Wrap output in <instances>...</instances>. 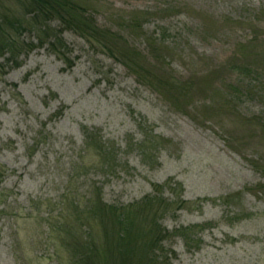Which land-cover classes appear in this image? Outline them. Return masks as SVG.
Segmentation results:
<instances>
[{"label":"rangeland","instance_id":"374dc122","mask_svg":"<svg viewBox=\"0 0 264 264\" xmlns=\"http://www.w3.org/2000/svg\"><path fill=\"white\" fill-rule=\"evenodd\" d=\"M82 1L143 69L70 31L58 53L21 33L32 50L0 69V264H72L57 233L74 206L146 196L167 209L169 264H264V0ZM153 39L174 82L147 75Z\"/></svg>","mask_w":264,"mask_h":264},{"label":"trees","instance_id":"16d2710c","mask_svg":"<svg viewBox=\"0 0 264 264\" xmlns=\"http://www.w3.org/2000/svg\"><path fill=\"white\" fill-rule=\"evenodd\" d=\"M54 21L58 22L60 30L50 27ZM135 21V17L131 18L129 27L141 28L143 24L137 25ZM63 31L73 32L95 45L136 75L143 69L139 65L141 52L130 47L120 35L99 29L82 0H0V60L8 57L6 65L0 63V69L8 63L17 65L22 54L32 50V46L20 41L22 32L35 33L41 46L48 45L54 53H58ZM161 42L153 39L148 43L156 64L147 68V75L165 85L174 80L165 76V73L168 74L166 70H157L161 69L159 65L164 67V60L156 55L161 53L158 47ZM247 68L242 66L234 70L249 72ZM155 198L146 196L139 204L123 207H111L98 201L83 210L74 206L75 226L62 223L57 233L59 245L71 252L72 264H169L171 258L164 249V242L170 236L160 224L167 209L164 207L162 210V202ZM91 222L99 227L97 235L81 231Z\"/></svg>","mask_w":264,"mask_h":264}]
</instances>
